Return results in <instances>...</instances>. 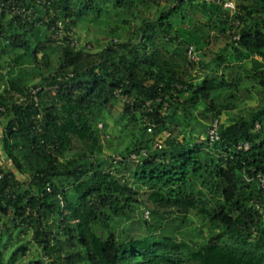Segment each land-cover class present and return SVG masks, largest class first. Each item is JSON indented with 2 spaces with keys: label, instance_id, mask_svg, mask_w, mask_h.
<instances>
[{
  "label": "trees",
  "instance_id": "obj_1",
  "mask_svg": "<svg viewBox=\"0 0 264 264\" xmlns=\"http://www.w3.org/2000/svg\"><path fill=\"white\" fill-rule=\"evenodd\" d=\"M22 1L34 18L0 13V151L10 162L8 170L0 163V264L26 253L24 242L4 254L25 228L42 254L29 264H264V215L255 206L264 208L256 179L264 102L221 121L244 78L264 94V0H235L233 13L217 1L167 0L134 31L129 15L146 0ZM195 10L210 18L194 23ZM91 22L105 24L109 41L73 45ZM225 33L232 54L218 52L222 74L197 81L180 55ZM246 60L251 67L233 69ZM38 86L36 104L30 91ZM108 118L130 132L127 145L106 133ZM216 118L220 139L199 142ZM147 202V232L118 231ZM192 214L209 224L207 234L196 229L202 239L167 230L166 221L185 224Z\"/></svg>",
  "mask_w": 264,
  "mask_h": 264
},
{
  "label": "rangeland",
  "instance_id": "obj_2",
  "mask_svg": "<svg viewBox=\"0 0 264 264\" xmlns=\"http://www.w3.org/2000/svg\"><path fill=\"white\" fill-rule=\"evenodd\" d=\"M200 0H192V3L194 5H198ZM138 4L133 7L132 13L129 15L132 26L130 27V31H134L137 27V24L141 20V16L144 14L149 13H155L159 11L163 6H165L168 1L167 0H146L142 3L137 2ZM203 9H208V5L206 7L199 6ZM202 10H195L193 13L190 14L192 20H195V22L203 21L202 18ZM232 12V11H231ZM108 28L105 26L104 23H82L77 28L76 37L78 38V45L83 46L87 44L91 47V49H99L102 46H104L110 39L109 34L107 33ZM124 32V31H123ZM125 35V34H124ZM126 35L128 33L126 32ZM230 42V35L227 33L223 35H219L217 39L214 40V43L212 44L209 49L203 48L201 49L203 52V63L199 67V69H196L193 71V74L196 76V80H202L207 77L212 76H220L222 73V68H218V62L215 60L217 57L218 52H221L224 50V53L226 54V57L228 54H232V48L229 44ZM207 49V50H206ZM186 51L185 54L183 53L180 55V58L184 57L186 60ZM231 57H227L226 60H230ZM8 65L7 62H5V66ZM228 65V64H227ZM251 63L248 60L247 62H244L243 64H232L233 69L242 71L245 67H250ZM7 67L4 68L6 70ZM243 86L240 87V90L234 91L236 93V100H234L236 106L235 108H232L230 110L224 111L221 116V121L223 122L226 117L235 115L237 113H246L248 109H256L260 107L264 102V94L260 91V88L258 85L254 83L252 79L244 78ZM246 87L249 88L248 91H246ZM233 91V90H232ZM228 95L224 94L222 97V103H228L229 99L227 98ZM120 106V105H119ZM0 117V133L3 132V123L1 122ZM108 125L105 128V131L108 135L114 137L122 134L125 138V145H127L131 140V134L128 131H123L122 128L116 124H114L112 118H108L107 120ZM211 123V122H210ZM210 123L208 125H210ZM103 127V126H102ZM107 135V136H108ZM1 136V135H0ZM111 138V137H110ZM81 146V143L78 139L74 138V147L78 148ZM123 148V147H122ZM106 152L108 154H113L112 150H107ZM0 163L1 166L8 170L10 162L7 160L6 155L4 152L0 151ZM144 207L153 208L152 203H142L140 206H137L135 209V216L131 219H127L124 222L120 223L118 226V231H122L124 233H130V234H145L147 232L146 228L144 227V219L142 217L143 209ZM166 228L170 232H173L174 235L177 236V238H190L193 237V239H200L201 236L198 234V230L201 229L203 234H207L208 232V222L207 220H204L201 215L198 214H192L189 216V221L182 222L180 218L175 217V220L172 222L166 221ZM262 229L264 232V222L262 224ZM183 233H186L183 235ZM202 239V238H201ZM27 243V250L25 254L20 255L16 262L14 264H29L31 261L41 259L42 254L40 247L34 243L32 240V230L30 228H25L24 230H18L15 232L13 239L5 246L4 248V254L5 258L7 257V254L10 250L13 248H16L21 243Z\"/></svg>",
  "mask_w": 264,
  "mask_h": 264
},
{
  "label": "built area",
  "instance_id": "obj_3",
  "mask_svg": "<svg viewBox=\"0 0 264 264\" xmlns=\"http://www.w3.org/2000/svg\"><path fill=\"white\" fill-rule=\"evenodd\" d=\"M201 1H217L220 4L223 5V7L229 11L235 12L236 10V3L235 0H201ZM5 12L7 13L10 17L14 16H20L22 18H27L31 19L36 16V14H33V9L28 8L25 6L22 0H0V13ZM61 25V22L59 23ZM60 35L63 34V30L60 28L58 31ZM231 39L234 41V44L237 46L238 42L240 40V34L236 32H232ZM78 41L73 40L72 44L75 46H78ZM186 58L188 63L191 65L192 72L196 69H199L200 63L203 61V52L202 50L198 49L195 45L191 44L188 46L186 49ZM42 91V87L38 86L37 88H33L30 91V95L33 96L36 104L39 101L38 93ZM118 95L121 96L123 101H126L128 103H133L127 95H122L119 91L117 93ZM27 96L18 94L17 99L18 101H22L25 99ZM148 105L150 106L151 102H147ZM5 110V106L0 104V112ZM219 119H214L213 122L210 124L208 127L207 131L205 133H202L199 138V142H206L208 141L209 143H213L214 141H217L220 139V132H219ZM103 124L99 123V127H102ZM159 143L155 142L154 147H157ZM250 147L249 142H244L243 144L239 145V148H244L248 149ZM142 154H146V151L143 149ZM256 179L258 181V185L261 189L264 191V173L257 172L256 174ZM255 206L259 208L260 213L264 215V208L260 205L259 201L257 200L255 202ZM145 215L148 217L149 213L148 211L145 212Z\"/></svg>",
  "mask_w": 264,
  "mask_h": 264
},
{
  "label": "crops",
  "instance_id": "obj_4",
  "mask_svg": "<svg viewBox=\"0 0 264 264\" xmlns=\"http://www.w3.org/2000/svg\"><path fill=\"white\" fill-rule=\"evenodd\" d=\"M206 17H207V19L210 18L209 15H208V16L202 15L203 21H206ZM214 40H215V38L213 37L212 44L214 43ZM212 44H211L209 47H211ZM247 61H248V60H246V61H244V62H247ZM244 62H242L241 64H244ZM250 63H251V62H250ZM251 66H252V63H251V65H250V67H251ZM0 135H1V133H0Z\"/></svg>",
  "mask_w": 264,
  "mask_h": 264
}]
</instances>
